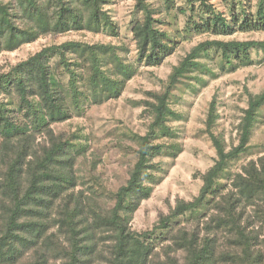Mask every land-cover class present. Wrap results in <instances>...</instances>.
Returning <instances> with one entry per match:
<instances>
[{"label":"trees","instance_id":"obj_1","mask_svg":"<svg viewBox=\"0 0 264 264\" xmlns=\"http://www.w3.org/2000/svg\"><path fill=\"white\" fill-rule=\"evenodd\" d=\"M134 1L139 14L132 26L137 61L160 66L178 48V36L164 28V17L155 12L153 0ZM191 1L192 6L200 2L207 14L188 25V31L223 37L235 34L238 26L245 32L264 30V1L254 18L238 1L231 20L216 13L207 0ZM108 3L0 0V54L42 36L71 31L117 34V25L104 10ZM260 46L264 43L216 40L200 44L173 68L164 92H149L146 110L151 121L145 135L135 136L137 163L127 183L106 198V205L96 187L98 179L89 185L91 195L76 191L77 162L88 150L86 136L80 130L57 132L55 126L85 114L93 104L119 98L137 74L136 65L113 45L68 41L46 47L0 74V264L58 260L96 264L102 256L105 264H264L260 234L264 157L250 161L241 172L228 174L230 189L221 182L229 163L251 148L253 128L263 114L264 92L250 95L239 144L231 150L212 131L217 108L215 101L211 103L207 132L217 159L203 174L199 195L193 201H179L150 232L138 233L131 226L152 194L159 160H176L184 151L171 126L178 118L172 107L178 84L207 67L198 59L209 49L220 50L231 62ZM221 233L227 235L225 243ZM166 243L174 252L168 250L161 257L156 250Z\"/></svg>","mask_w":264,"mask_h":264},{"label":"rangeland","instance_id":"obj_2","mask_svg":"<svg viewBox=\"0 0 264 264\" xmlns=\"http://www.w3.org/2000/svg\"><path fill=\"white\" fill-rule=\"evenodd\" d=\"M240 1L248 16L254 18L264 0H207L206 4L216 13L232 18ZM191 0H153L155 12L164 18V28L175 33L179 46L175 53L157 67L146 66L137 61V45L132 33V26L138 19L134 0H110L104 10L112 16L117 25V34L105 31H71L65 34L42 36L37 41L26 44L14 51L0 54V74L7 73L12 67L28 59L42 49L60 45L68 41L89 44H110L118 48V53L132 61L137 67V74L131 79L119 98L111 99L88 107L85 114L74 117L55 126L57 132L64 134L80 130L86 136L88 150L79 157L77 170L80 179L76 191H89L90 183L96 184L102 194L103 204H107L110 193L117 191L129 179V172L138 160V146L135 136L145 135L150 124V114L146 103L151 100L149 92L161 93L166 89L173 68L184 60L196 47L205 42L216 40L256 41L264 43V30L242 31L237 27L231 36H216L211 33L198 34L188 25L200 21L199 16L207 14L200 2ZM235 2V3H234ZM195 9V11L192 10ZM141 15V14H140ZM207 67L183 79L172 96V107L178 118L171 123L178 141L184 151L176 159L161 158L160 171L152 184L150 198L143 201L134 216L132 229L138 233L150 232L159 223L162 216L170 214L179 201H193L200 193L205 174L217 159L216 149L207 132L210 105L216 102V123L213 133L220 137L226 150L239 144L240 126L244 111L248 108L251 94L264 92V47L250 49L239 60L227 62L220 50L209 49L200 59ZM251 148L247 153L229 163L221 182L228 185V174H236L252 160L264 157V107L253 128ZM94 175H90V171ZM227 189V190H228ZM226 190V192H227ZM252 212V207L248 213ZM201 217V216H200ZM261 223V222H260ZM187 225V222L184 223ZM260 227V224H259ZM264 240V228L260 229ZM227 235L220 234L221 243ZM168 243L160 245L156 253L166 254ZM264 241L261 246L263 247ZM264 249V247H263ZM262 249V250H263ZM174 254V253H173ZM159 256V257H160ZM50 264H63L60 260ZM96 264H105L101 257Z\"/></svg>","mask_w":264,"mask_h":264}]
</instances>
